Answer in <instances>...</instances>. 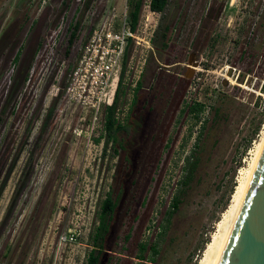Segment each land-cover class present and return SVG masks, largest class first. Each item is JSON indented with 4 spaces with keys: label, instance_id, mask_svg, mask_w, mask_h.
<instances>
[{
    "label": "rangeland",
    "instance_id": "374dc122",
    "mask_svg": "<svg viewBox=\"0 0 264 264\" xmlns=\"http://www.w3.org/2000/svg\"><path fill=\"white\" fill-rule=\"evenodd\" d=\"M129 2L0 0V264H87L109 194L102 264H200L218 231L264 129V0H143L115 153L105 107L66 90L92 28L118 30Z\"/></svg>",
    "mask_w": 264,
    "mask_h": 264
},
{
    "label": "built area",
    "instance_id": "2783aa9c",
    "mask_svg": "<svg viewBox=\"0 0 264 264\" xmlns=\"http://www.w3.org/2000/svg\"><path fill=\"white\" fill-rule=\"evenodd\" d=\"M126 14L127 10L116 31L112 22L92 28L82 48L84 55L80 59V63L85 64L86 76L80 75L81 70L73 75L66 90V96L70 97L69 104L73 100L87 98L96 116L102 107L105 110L112 107L126 53L132 41L139 40L138 27L135 31L131 30L130 16L128 18Z\"/></svg>",
    "mask_w": 264,
    "mask_h": 264
},
{
    "label": "trees",
    "instance_id": "16d2710c",
    "mask_svg": "<svg viewBox=\"0 0 264 264\" xmlns=\"http://www.w3.org/2000/svg\"><path fill=\"white\" fill-rule=\"evenodd\" d=\"M169 4V0H150V10L154 13L163 14ZM66 5V3H65ZM130 21H131V30L135 31L138 27L139 21H140V15L142 11L143 6V0H130ZM80 21H77L75 25L71 28V37H70V45L74 43V40L78 36V32L80 30ZM164 37V35H163ZM167 45L164 44V47ZM128 58V51L126 53ZM19 57L17 56L15 58V62L17 63L19 61ZM126 63L124 62V66L120 75L119 85L116 93V97L114 100V103L112 107L107 108L106 115H105V122H104V128L103 131L105 132V138H106V145L112 143L113 146H116L114 149L115 153H119V150H123L124 144L122 142L118 143V136L121 134H128L129 133V127H127L125 124L121 123L116 118V110L118 107L119 97L120 93L123 89V81H124V75L126 72ZM143 85L139 81L137 83V86L135 88V96L131 103V106L134 107L137 105L138 102V95L142 91ZM191 112L193 114H201L204 112V106L199 105L198 107L192 108ZM198 117V116H197ZM1 124V120H0ZM97 142L100 141L96 140ZM118 143V144H117ZM125 149V148H124ZM197 168L196 162H191L190 159L188 160V168L186 169L187 179H191L193 174L195 173ZM118 206V198H113L110 194L106 197L104 200L102 207H101V213L99 216V225L96 229V232L93 237V250L90 252L88 258H87V264H102L103 256L105 255L106 250V241L107 237L110 234L111 230V223L113 221L114 215L116 213V209ZM179 207V201L176 199L175 203H173V211H176ZM142 253L146 250V245H141ZM152 251L154 252V255H158L157 247H152ZM140 261H144V257L141 255L139 258Z\"/></svg>",
    "mask_w": 264,
    "mask_h": 264
},
{
    "label": "water",
    "instance_id": "95a60500",
    "mask_svg": "<svg viewBox=\"0 0 264 264\" xmlns=\"http://www.w3.org/2000/svg\"><path fill=\"white\" fill-rule=\"evenodd\" d=\"M219 264H264V151Z\"/></svg>",
    "mask_w": 264,
    "mask_h": 264
},
{
    "label": "bare ground",
    "instance_id": "6f19581e",
    "mask_svg": "<svg viewBox=\"0 0 264 264\" xmlns=\"http://www.w3.org/2000/svg\"><path fill=\"white\" fill-rule=\"evenodd\" d=\"M149 20L150 17H148ZM263 151L264 129L259 142L256 143L249 166L242 171L241 178L238 179V184L232 195L231 203L223 214L222 221L218 224V231L214 235L213 241L208 244L200 264H219Z\"/></svg>",
    "mask_w": 264,
    "mask_h": 264
},
{
    "label": "flooded vegetation",
    "instance_id": "af4514ba",
    "mask_svg": "<svg viewBox=\"0 0 264 264\" xmlns=\"http://www.w3.org/2000/svg\"><path fill=\"white\" fill-rule=\"evenodd\" d=\"M143 105H145V104H143ZM149 105H150V110H152V106H151V103H149ZM143 109V108H142ZM129 119V118H128ZM124 124V123H123ZM127 127H129L130 128V126H132V124H129V123H127V124H125ZM126 147V146H125Z\"/></svg>",
    "mask_w": 264,
    "mask_h": 264
}]
</instances>
